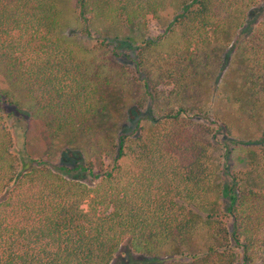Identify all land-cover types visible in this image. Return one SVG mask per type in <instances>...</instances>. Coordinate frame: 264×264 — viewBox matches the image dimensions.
Instances as JSON below:
<instances>
[{
    "label": "trees",
    "instance_id": "obj_1",
    "mask_svg": "<svg viewBox=\"0 0 264 264\" xmlns=\"http://www.w3.org/2000/svg\"><path fill=\"white\" fill-rule=\"evenodd\" d=\"M72 1L79 28L64 34L57 0H0V75L12 91L0 92V264H163L175 255L189 264H264V188L245 183L262 181L264 167L254 162L251 176L226 170L229 181L215 190L218 132L208 118H187L180 104L151 117L149 130L138 121L133 133L108 137L97 126L103 88L126 76L111 58L128 42L116 36L114 45L103 33L144 29L176 7L169 54L151 57L145 40L134 65L150 101L164 95L161 85L178 97L199 79L207 48L236 33L262 0ZM237 51L248 62L245 89L254 93L264 75V19ZM21 112L44 120L52 141L79 143L73 167L13 152L6 117ZM91 156L111 166L95 175Z\"/></svg>",
    "mask_w": 264,
    "mask_h": 264
},
{
    "label": "rangeland",
    "instance_id": "obj_2",
    "mask_svg": "<svg viewBox=\"0 0 264 264\" xmlns=\"http://www.w3.org/2000/svg\"><path fill=\"white\" fill-rule=\"evenodd\" d=\"M57 5L63 33L76 32L79 26L73 17V1L57 0ZM178 11L176 7L166 11L159 19H151L141 30L126 27L122 30H115L113 32L115 34H105L106 32L102 34L107 42L118 36L122 41H127L129 46H122V51L116 50L120 56L116 59L111 58L112 62L124 66L126 76L123 82L103 88L101 103L105 111L98 117L97 126L108 137H115L119 133H133L138 121L145 130H149L151 129L149 123L151 117L157 116L161 110L168 107L177 108L183 104L189 110L186 114L187 118H190L194 112H198V115L208 118V122L218 132L213 151L214 164L218 172L214 183L215 190H217L223 182L229 181V178L225 176L226 170L240 175L247 173L251 176L254 162L264 167V75L255 87L256 91L247 92L244 78L248 71V62L237 51L239 40L264 19V0L248 10L242 26L236 33L228 32L222 39L207 48L209 58L206 61V67L200 70V77L197 81L186 82L187 89L181 96L170 97L169 90L172 85H161L160 91H165L164 95L156 101H150L148 95H145L143 78L137 73L134 65L135 51L146 48V44H153L151 57L156 58L169 54L171 47L175 45V40L170 33L173 27L171 23ZM78 39L82 46L91 45L88 39ZM145 40L149 42L143 43ZM113 42L114 45L118 43L115 40ZM126 51L128 57H125L123 53ZM170 62L172 61H166L167 65L164 69L169 67ZM189 68L193 70L195 67ZM2 91L12 92L0 75V92ZM13 92L17 96L16 99L20 100V106L28 108L26 101L22 99V92L20 90H13ZM197 120L193 119V121ZM6 124L9 125L15 137L13 152L21 158L29 157L56 168L60 166L71 168L73 162L80 159L75 149L79 143L68 141L69 138L65 141L62 139L52 141L44 120L33 119L21 112L15 113L14 118L7 116ZM67 144H69L68 149H64ZM224 153L227 154V159L222 158L225 156ZM91 158L95 175L111 166L109 159L105 156L101 159L93 156ZM76 174L73 173V175ZM257 177L262 181L258 179L252 181L248 178L245 183L251 184L250 186L255 189H263L264 174L257 175ZM203 241V239L195 240V251L201 250ZM144 259L151 262V259L143 257L141 263ZM138 261L136 258L128 259V263L131 264H136ZM189 262V258L175 255L164 259L163 264H189ZM240 262L238 260L236 264Z\"/></svg>",
    "mask_w": 264,
    "mask_h": 264
}]
</instances>
